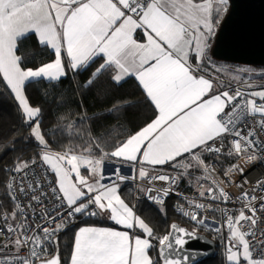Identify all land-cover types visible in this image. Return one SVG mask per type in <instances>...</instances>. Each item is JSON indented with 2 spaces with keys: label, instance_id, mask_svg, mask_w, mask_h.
I'll return each instance as SVG.
<instances>
[{
  "label": "snow or ice",
  "instance_id": "snow-or-ice-1",
  "mask_svg": "<svg viewBox=\"0 0 264 264\" xmlns=\"http://www.w3.org/2000/svg\"><path fill=\"white\" fill-rule=\"evenodd\" d=\"M228 10L229 0H0V79L41 148L38 160H21L11 169L14 175L7 189L15 204L10 214L15 223L7 224L6 231L15 236L11 245L16 254L0 256V264H61L58 251L50 259L42 256L49 243L58 245L57 233L77 215L106 217L126 230L80 227L69 264H189L190 255L195 257L197 252L189 254L186 245L203 237L177 223L170 225L167 234L155 237L153 229L121 198L119 188L127 180L147 181L150 186L137 184L138 190L149 201L163 205L175 191L168 185L178 184L195 169L203 173L196 177L200 197L231 202L227 184L205 160V154L218 159L229 137L227 154L240 162L223 176L242 189L233 194L242 206L235 216L222 209L224 224L212 230L219 233L227 227L229 231L228 264H264V231L257 236V213L264 212V194H256V188L264 192V179L249 190H243L247 179L243 184L232 180L235 174L244 176L243 165L264 159V135H258L264 134V86L244 91L240 77L232 76L229 79L238 82L233 88L205 67L210 63V42ZM138 31L144 42L136 38ZM29 35L50 49L54 59L35 69L24 67L18 45ZM97 58L103 62L86 86L106 72L117 84L135 77L156 110L155 119L111 151L94 141L79 152L72 147L53 152L41 132V109L31 105L26 87L42 80L60 81L69 71L87 69ZM243 84L253 87L248 81ZM249 120L254 123L247 124ZM242 124L247 126L246 134ZM72 127L68 125L69 130ZM94 149L101 153L99 157ZM109 158L123 161L134 174L125 176L117 167L111 183L105 184L104 165ZM165 166L176 174L164 171ZM201 180L210 186L205 188ZM156 182L165 186L157 187ZM188 203L194 210L183 214L207 227L197 210L216 209L191 199ZM160 211L166 215L163 208ZM37 217L41 222H36ZM4 219H9L7 213ZM136 228L144 238L135 234ZM153 239L158 240L157 258L149 254L156 247ZM24 248L28 254L19 255Z\"/></svg>",
  "mask_w": 264,
  "mask_h": 264
},
{
  "label": "trees",
  "instance_id": "trees-1",
  "mask_svg": "<svg viewBox=\"0 0 264 264\" xmlns=\"http://www.w3.org/2000/svg\"><path fill=\"white\" fill-rule=\"evenodd\" d=\"M214 41V40H213ZM211 61L219 62L211 55ZM18 55L24 58V67L36 68L54 59V53L38 43L35 35H29L19 42ZM103 62L97 58L87 69L78 72L69 71L60 81L42 80L39 84H28L26 95L33 107H39V120L42 134L48 141L50 149L65 150L72 147L75 151H82L93 142L101 143L105 151H111L113 146L128 136L135 134L147 123L155 119L156 110L146 97L142 87L135 77H129L123 82L115 83L110 73H102L91 86L86 82L92 72ZM211 75H217L205 65ZM73 127L68 129V125ZM41 148L31 136V128L23 122L18 111L17 103L12 94L0 79V213L11 214L15 204L8 195L7 184L11 169L21 160L39 159ZM93 154L101 155L94 149ZM114 158H109L111 161ZM107 163H111V162ZM164 168L172 169L170 166ZM198 172L192 169L190 173ZM185 176L183 179L189 178ZM121 198L125 200L152 229L155 237H162L170 230L174 221L193 228L194 226L172 208V200L164 205H158L146 198L136 202L135 187L131 182L120 186ZM165 210L162 214L160 209ZM19 216H17V219ZM82 224H116L102 216L77 215L75 222L70 224L59 236L62 264H69L71 250L76 230ZM139 234H143L138 230ZM198 232L206 233L216 241V251L212 258L198 264H228L226 261L225 237L217 236L212 229L198 228ZM150 250L151 256L157 258L158 240ZM55 246L52 247V254Z\"/></svg>",
  "mask_w": 264,
  "mask_h": 264
},
{
  "label": "built area",
  "instance_id": "built-area-1",
  "mask_svg": "<svg viewBox=\"0 0 264 264\" xmlns=\"http://www.w3.org/2000/svg\"><path fill=\"white\" fill-rule=\"evenodd\" d=\"M231 86L234 88L237 86V83H230ZM241 90L248 91L245 89L241 84ZM257 103H260L258 100ZM254 121L249 120L247 124H253ZM243 130L244 133H247V126L246 125H241L240 126ZM258 135H264L258 133ZM231 137H229L227 140H225V148L222 150V154L219 156V158H215L209 154H205V160L207 163L211 164L212 167H214L217 171V174L219 175L220 179L225 181V184H227V190L229 191V195L233 196V199L231 202L225 203L223 201H212L211 199L205 197H200L198 195V188H197V182H196V177L202 176L203 173L202 171L198 170V172L190 173L189 178L186 179H181L180 182L176 185H168L169 187H174L175 191L171 192L169 196L165 199L164 204H166L169 200H172V208L175 211L176 214L180 215L183 217L185 220L189 221L194 227L192 228L193 230H196L198 232V228L200 227H205V226H200L196 224V222L192 221L188 216H185L183 213L184 212H191L194 210V206L190 205L188 201L194 200L199 203H204L206 205H211L212 209H216L215 211H212L211 209H206V210H197L200 212V215L205 219V224L207 225L208 229H214L216 227H220L224 224L225 220V215L224 212L221 211L222 209H228L229 214L235 216L239 214V209L241 208V203H238L235 201V196L233 194H238L242 189L236 188L235 184L233 182H229L227 178L223 176V172L227 170L229 167H231L232 164L234 163H239V159L235 156H228L227 151H228V145ZM38 160V159H37ZM114 166V165H113ZM119 166V165H118ZM245 168V173L244 176L241 177L238 174L233 175L232 180L235 183L243 184V181L247 179L249 181V184L244 185L243 190H249L250 188H255V182L260 179H264V159H257L256 161L252 162L251 164H245L243 165ZM139 166H137L138 168ZM166 172L176 174V172L173 171V169H163ZM200 171V172H199ZM134 174V173H133ZM132 174V175H133ZM12 175L14 173L11 171L9 181L11 180ZM131 175V176H132ZM49 179H52L50 176ZM191 181V183H189ZM125 182H131L134 187H135V192H136V202L141 199V198H146L137 188V184H140L141 187H147L150 186L147 184V181H132V180H127ZM200 184H203L205 188L210 186V182L201 180ZM157 187H164L163 182H156ZM256 194H264V192H261V189L256 188ZM147 199V198H146ZM21 203L24 204L26 203V200L23 197H20ZM152 202V201H151ZM163 204V205H164ZM183 209V211H179L178 209ZM6 212H1L0 213V256H13L16 254L15 248L11 245V240L15 238L13 234H10L6 231V225L9 223H15L11 219L10 214L9 219L5 220L4 215ZM250 214V213H246ZM257 215L260 217V220L257 223V236L259 237L260 231H264V212H258ZM77 217V216H76ZM75 217V219H76ZM21 217L18 218L17 221H19ZM74 219V221H75ZM73 221V222H74ZM29 222H32L31 217H29ZM36 222H41L39 218H36ZM72 222V223H73ZM69 223L67 227L72 224ZM49 226V225H45ZM50 227H54V225H51ZM66 227V228H67ZM65 228V229H66ZM64 229V230H65ZM63 230V231H64ZM57 233L56 237L60 236V234L63 232ZM213 231V230H212ZM213 233L217 236H224L225 237V248H227V242H228V236H229V231L227 227H222L221 231L219 233L213 231ZM55 237V238H56ZM251 239V237H249ZM8 244L9 247L4 248L3 245ZM55 246V244L49 243L47 245V251L44 256H42V259L48 258L52 256V247ZM42 252L44 251L43 249L41 250ZM28 254V249L24 248L21 249L19 255L21 256H26ZM37 261L35 262V264Z\"/></svg>",
  "mask_w": 264,
  "mask_h": 264
},
{
  "label": "water",
  "instance_id": "water-1",
  "mask_svg": "<svg viewBox=\"0 0 264 264\" xmlns=\"http://www.w3.org/2000/svg\"><path fill=\"white\" fill-rule=\"evenodd\" d=\"M211 55L221 61L264 66V0H229V10L219 25ZM172 223L192 230L178 221ZM198 234L203 240H195L186 245L189 254L192 251L197 252L195 257L190 255L189 264L208 260L216 251V241L212 237L203 232ZM55 239L58 245L55 244L52 256L58 251L61 258L59 237ZM205 251L208 253L206 256L201 254Z\"/></svg>",
  "mask_w": 264,
  "mask_h": 264
},
{
  "label": "rangeland",
  "instance_id": "rangeland-1",
  "mask_svg": "<svg viewBox=\"0 0 264 264\" xmlns=\"http://www.w3.org/2000/svg\"><path fill=\"white\" fill-rule=\"evenodd\" d=\"M212 65H215V67H212ZM209 67L212 70H214L215 73L216 72L218 73L215 76H218L220 79L225 80L226 83H238L237 81L230 80L229 78L232 76H239L240 77L239 83L248 91L261 90L262 86H264V66L239 64V63H232V62H226V61L214 62L210 60ZM245 68L250 69L251 71L249 72L240 71L241 69H245ZM244 81H248L250 84L253 85V87L251 88L247 87V85L243 84ZM50 150L53 152L64 151V150H53V149H50ZM109 161H110L109 159L106 160L105 162L106 165H109V163H107ZM82 174L85 176L88 175L87 171L84 169H82Z\"/></svg>",
  "mask_w": 264,
  "mask_h": 264
},
{
  "label": "crops",
  "instance_id": "crops-1",
  "mask_svg": "<svg viewBox=\"0 0 264 264\" xmlns=\"http://www.w3.org/2000/svg\"><path fill=\"white\" fill-rule=\"evenodd\" d=\"M221 23V22H220ZM220 25V24H219ZM219 28V27H218ZM218 31V30H217ZM217 34V32H216ZM216 36V35H215ZM214 36V38H215ZM136 38L140 41V42H144V36H143V33L142 32H139L137 33V36ZM214 38L211 40L210 42V45L211 43L213 42ZM129 77L125 78L128 79ZM123 80V81H125ZM121 81V82H123ZM111 165L112 166H106V163H105V166H104V175H105V180L103 181L105 184H109L111 183V179H109L110 177H112V173L113 171L117 168V167H120L121 168V174L125 175V176H131L133 174V171L131 170V167L127 164H124L123 161H120V160H117V159H112L110 161ZM119 164H121L122 166H118ZM114 165V166H113ZM114 178V177H113ZM120 189V188H119ZM120 194V192H119ZM121 196V195H120ZM131 207V206H130ZM134 211V209H133ZM135 212V211H134ZM103 218H106V217H103ZM107 219V218H106ZM108 220V219H107ZM86 226H91V227H110V228H114V229H117V230H126L124 229L122 226H118V225H100V224H82L79 226L80 227H86ZM78 228V229H79ZM78 229L76 231H78ZM138 230H140L139 228H136L135 229V234L136 235H140L142 238H144V234H139ZM142 232V230H140ZM74 243V242H73ZM151 255V253H149Z\"/></svg>",
  "mask_w": 264,
  "mask_h": 264
},
{
  "label": "bare ground",
  "instance_id": "bare-ground-1",
  "mask_svg": "<svg viewBox=\"0 0 264 264\" xmlns=\"http://www.w3.org/2000/svg\"><path fill=\"white\" fill-rule=\"evenodd\" d=\"M106 166H110V165H106ZM119 166H122V165H121V164H119ZM125 183H127V182H124V183H122L121 185H123V184H125ZM121 185H120V186H121ZM192 230H193V229H192Z\"/></svg>",
  "mask_w": 264,
  "mask_h": 264
},
{
  "label": "flooded vegetation",
  "instance_id": "flooded-vegetation-1",
  "mask_svg": "<svg viewBox=\"0 0 264 264\" xmlns=\"http://www.w3.org/2000/svg\"><path fill=\"white\" fill-rule=\"evenodd\" d=\"M111 166V164H109Z\"/></svg>",
  "mask_w": 264,
  "mask_h": 264
}]
</instances>
